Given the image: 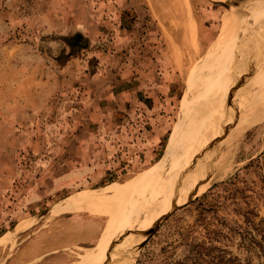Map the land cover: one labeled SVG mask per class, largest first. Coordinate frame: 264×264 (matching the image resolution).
<instances>
[{"label":"rangeland","instance_id":"1","mask_svg":"<svg viewBox=\"0 0 264 264\" xmlns=\"http://www.w3.org/2000/svg\"><path fill=\"white\" fill-rule=\"evenodd\" d=\"M233 5L243 12L223 32ZM259 17L262 0H0V264H73L103 241L130 196L92 212L68 208L73 195L157 170L204 95V58L218 40L220 56L237 40L252 47L264 32ZM257 111L235 140L236 123L219 120L226 132L212 139H226L228 151L220 177L172 201L151 227L139 228L142 211L115 235L137 241L130 264L264 261Z\"/></svg>","mask_w":264,"mask_h":264},{"label":"bare ground","instance_id":"2","mask_svg":"<svg viewBox=\"0 0 264 264\" xmlns=\"http://www.w3.org/2000/svg\"><path fill=\"white\" fill-rule=\"evenodd\" d=\"M239 10L243 12L242 7L234 6L231 13H225L223 32L228 30L230 19L235 14L238 17ZM185 29L192 40L190 23L186 25ZM242 34V38H245L246 32ZM259 37L260 39L255 37L258 41L256 40L257 42L253 43L252 47H249L248 43L244 45L245 43L238 40L233 44H228L226 49L223 46L225 51L221 56L219 53H222L221 43L223 44V42L218 40L212 54L204 58L201 67L197 69L206 73V81L204 79L202 84L204 88L201 89L205 90L204 95L200 100L201 96L197 94L191 102L189 118L182 134L180 137H176L166 159L162 161L164 163L160 164L157 170L132 177L121 186L111 184L100 190L85 191L73 195L72 201L67 205L68 208L93 210L92 212L105 206L119 204L117 202L123 193L130 196L129 203L126 204L128 205L126 212L123 213L121 210V215L114 225L105 227L104 230L109 231L107 237L86 250L84 254H80L78 261L73 264H130V255L133 253L137 241L127 234V236L119 238L116 243L114 238L119 231L125 230L140 215H143L142 211L145 214L139 228L151 227L172 201L185 202L189 196L223 174L228 162V151L227 148L221 147H223L222 142L226 139L222 138L220 141L218 140L219 142L212 139L219 132V120L236 123L230 129L232 139L235 140L241 129L239 123L242 120L258 118V109H262L264 112V94L262 96L257 93L258 90L264 88V32L260 33ZM236 43L242 47V50L237 49L240 50L239 52L235 50ZM251 48L253 51L247 52L246 49ZM241 52L243 59H240ZM253 52L255 53L254 61L249 66L247 64L251 60L250 53ZM196 88L200 89L198 85ZM257 95L263 98L260 107L254 106ZM167 161V167L164 168ZM146 192L150 193V199L148 198L147 203H143L144 206L142 202H134L135 197L144 195ZM143 208L144 210H142ZM17 228L18 225L14 226L15 231ZM139 228L137 227V230Z\"/></svg>","mask_w":264,"mask_h":264},{"label":"trees","instance_id":"3","mask_svg":"<svg viewBox=\"0 0 264 264\" xmlns=\"http://www.w3.org/2000/svg\"><path fill=\"white\" fill-rule=\"evenodd\" d=\"M262 243L264 244V240L262 241ZM261 250H262L261 254H263L262 256L264 257V248L261 249ZM225 264H250V263L249 262L241 263V262L237 261L236 259L233 260L232 258H228V259L225 260ZM260 264H264V261L262 263H260Z\"/></svg>","mask_w":264,"mask_h":264},{"label":"water","instance_id":"4","mask_svg":"<svg viewBox=\"0 0 264 264\" xmlns=\"http://www.w3.org/2000/svg\"><path fill=\"white\" fill-rule=\"evenodd\" d=\"M164 214V213H163Z\"/></svg>","mask_w":264,"mask_h":264}]
</instances>
